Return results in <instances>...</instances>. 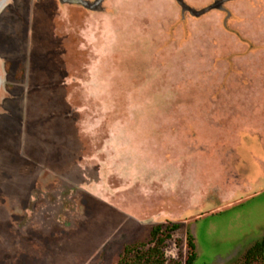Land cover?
<instances>
[{"label": "rangeland", "instance_id": "rangeland-1", "mask_svg": "<svg viewBox=\"0 0 264 264\" xmlns=\"http://www.w3.org/2000/svg\"><path fill=\"white\" fill-rule=\"evenodd\" d=\"M83 2L0 0V264H115L168 221V262L190 231L194 264H243L264 238V0Z\"/></svg>", "mask_w": 264, "mask_h": 264}, {"label": "trees", "instance_id": "trees-1", "mask_svg": "<svg viewBox=\"0 0 264 264\" xmlns=\"http://www.w3.org/2000/svg\"><path fill=\"white\" fill-rule=\"evenodd\" d=\"M82 3L83 0H71ZM82 1V2H81ZM183 12L196 13L195 8L189 6L184 0H176ZM209 10V9H208ZM181 227L179 222H165L154 225L150 230L149 240L124 247L123 255L115 264H194L197 257L194 236L190 231L186 232L187 254L184 263L180 261L168 262L164 247L174 231ZM243 264H251L255 261L264 262V238L254 242L243 256Z\"/></svg>", "mask_w": 264, "mask_h": 264}, {"label": "bare ground", "instance_id": "bare-ground-1", "mask_svg": "<svg viewBox=\"0 0 264 264\" xmlns=\"http://www.w3.org/2000/svg\"><path fill=\"white\" fill-rule=\"evenodd\" d=\"M2 6V5H1Z\"/></svg>", "mask_w": 264, "mask_h": 264}]
</instances>
